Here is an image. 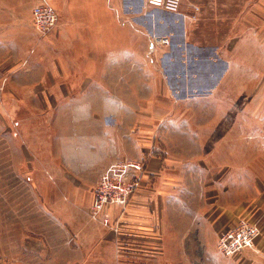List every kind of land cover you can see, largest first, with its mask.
Listing matches in <instances>:
<instances>
[{
  "label": "crops",
  "instance_id": "obj_1",
  "mask_svg": "<svg viewBox=\"0 0 264 264\" xmlns=\"http://www.w3.org/2000/svg\"><path fill=\"white\" fill-rule=\"evenodd\" d=\"M130 1L0 0L1 46L9 39L14 49V67L8 72L11 76L5 94L13 98H41L43 111L69 103L64 106L65 114L73 112L78 121L84 119L81 113H154L156 119L166 113L172 115L170 130L179 127V115L190 112L178 99L241 96V89L237 94L226 84L240 58L252 56V40L255 48L258 43V3L246 9L242 0H182L179 10L163 14L161 8L154 6L134 9ZM42 3L49 4L58 15L47 33H40L32 24L31 10ZM144 7L148 8L147 4ZM134 11L139 13L134 15ZM157 37H166L168 41L158 43ZM103 59L108 61L104 63ZM118 61L126 66L122 74L115 73ZM103 64L110 65L111 72L101 70ZM148 73L159 83L164 78L170 93L160 88L153 95L148 94ZM104 82L107 88L100 89ZM227 90L233 92L228 94ZM151 97L154 100L148 101ZM138 124L143 125L141 120ZM166 140L168 143L169 139ZM111 141L110 152L101 151L103 158L101 163L98 161L97 170L103 162L114 160L115 143L114 139ZM140 150L141 147L130 153L128 150L126 154L136 159ZM64 153H59V161ZM211 159L199 157L196 162ZM187 160L167 152L148 157L143 179L129 198L118 231L99 220L90 221L88 225L96 229L77 235L75 249L80 253L75 257L81 260L75 264H120L116 257L137 255L159 245L162 253L155 256L157 264L163 258L164 248L167 249L165 244L171 243V248L178 252L179 246L184 250V245L188 247L196 239L205 241L213 232L234 227L242 216L241 207L229 218L224 216L226 205L214 203L205 210L207 190L201 186L185 187V176L191 169ZM197 169L201 166L197 165ZM262 205L250 220L260 229L252 247L261 255ZM105 211L115 219L119 208L107 205Z\"/></svg>",
  "mask_w": 264,
  "mask_h": 264
},
{
  "label": "rangeland",
  "instance_id": "obj_2",
  "mask_svg": "<svg viewBox=\"0 0 264 264\" xmlns=\"http://www.w3.org/2000/svg\"><path fill=\"white\" fill-rule=\"evenodd\" d=\"M130 2L137 10L140 6L150 8V5L144 7L145 0ZM240 2L246 9L258 3L259 27L256 48L252 40V56L240 58V64L233 67L226 84L227 89H236L237 94L241 89V96L178 99L190 112L179 115V127L171 130L168 124L172 115L166 113L157 119L154 113H81L84 119L78 121V115L73 112L65 114L64 106L69 103L43 111L41 98L7 96L4 89L11 76L8 72L14 67L11 66L14 49L9 39L2 43L4 47L0 42V264L80 261L81 258L75 257L80 253L75 249V239L78 234L93 233L96 229L88 225L95 220L89 213V200L93 199L99 174L109 164L124 160H141L144 172L148 157L158 152L188 159L191 169L186 173L185 187L201 186L207 190L205 210L214 203L226 205L224 216L227 218L241 207L242 216L234 225L252 220L258 208L261 211L264 203V0ZM159 11L167 13L162 8ZM155 40L168 41L166 37ZM103 65L101 70L111 72L110 65ZM114 68L116 74H122L126 66L118 61ZM147 79L148 94L153 95L160 88L170 93L164 78L159 83L148 73ZM106 84L100 83L99 88L106 89ZM232 92L227 90L228 94ZM152 100L153 97L148 98ZM144 117L147 120H142ZM113 139V162H103L97 170L98 161L103 158L101 151L110 152ZM139 147L138 158L132 159L126 154ZM64 152L66 157L62 156L63 160L59 161V153ZM207 156L212 158L209 162H196L197 158ZM197 165L201 166L200 170ZM231 227L210 233L205 241L196 239L188 247L184 245V250L179 246L178 252L171 248V243L165 244L167 249L164 248L163 258L157 264L160 261L170 264L172 259L171 264H264V254L253 247L234 255L219 250V235ZM161 253L158 245L116 260L120 264H154L155 256Z\"/></svg>",
  "mask_w": 264,
  "mask_h": 264
},
{
  "label": "built area",
  "instance_id": "obj_3",
  "mask_svg": "<svg viewBox=\"0 0 264 264\" xmlns=\"http://www.w3.org/2000/svg\"><path fill=\"white\" fill-rule=\"evenodd\" d=\"M145 2L147 5L175 12L181 0H145ZM31 14L34 28L41 33L50 30L57 20L56 11L47 3L34 5ZM1 93L0 88V95ZM142 173L144 172L141 160H124L109 164L95 185L89 207L90 216L104 225L111 226L114 231H118L120 218L129 198L141 182ZM107 205L119 208L115 219L105 211ZM259 233L260 229L256 223L242 220L219 235L218 248L226 255L236 254L251 248Z\"/></svg>",
  "mask_w": 264,
  "mask_h": 264
}]
</instances>
